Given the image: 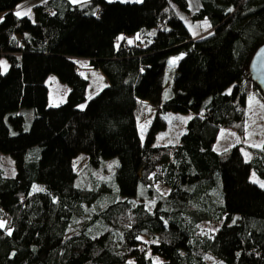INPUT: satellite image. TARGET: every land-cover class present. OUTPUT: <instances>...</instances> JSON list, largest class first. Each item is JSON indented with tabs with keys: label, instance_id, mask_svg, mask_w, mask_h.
Masks as SVG:
<instances>
[{
	"label": "trees",
	"instance_id": "1",
	"mask_svg": "<svg viewBox=\"0 0 264 264\" xmlns=\"http://www.w3.org/2000/svg\"><path fill=\"white\" fill-rule=\"evenodd\" d=\"M20 1L0 0L8 63L0 71V151L14 164L13 176L0 174V264H207V252L224 264H264V188L247 177L251 169L264 176V145L247 162L238 145L213 149L220 128L244 132L249 94L264 101L248 71L264 43V0H199L191 13L187 0H45L17 17ZM175 7L206 17L210 28L169 35L180 22ZM120 33L139 39L116 43ZM74 57L108 82L83 109L88 82ZM172 57L179 59L170 64ZM168 66L174 74L162 99ZM50 74L68 87L54 106ZM139 101L155 107L142 140ZM19 106L34 110L26 130ZM168 111L192 115L176 143L155 145ZM79 154L87 162L75 172ZM114 156L122 199H108L104 183L76 184ZM203 221L219 224L200 233Z\"/></svg>",
	"mask_w": 264,
	"mask_h": 264
},
{
	"label": "rangeland",
	"instance_id": "2",
	"mask_svg": "<svg viewBox=\"0 0 264 264\" xmlns=\"http://www.w3.org/2000/svg\"><path fill=\"white\" fill-rule=\"evenodd\" d=\"M25 1L33 0H22L18 2L15 6V12L20 11L23 13L30 12L31 6H26L23 4ZM120 1H135V0H120ZM35 3L36 0H34ZM82 2V1H81ZM190 13L194 12L199 7V0H187ZM34 4V3H33ZM176 8V7H175ZM14 9V7H13ZM29 11V12H28ZM14 12V13H15ZM190 13L182 12L176 8V14L180 18V22L171 24L168 26L169 35L177 34H186L188 36H197L204 34L210 27H208L209 20L205 17L203 19H191ZM3 12H0V17H2ZM30 14V13H29ZM21 15V16H22ZM207 21V24H205ZM153 32V30L151 31ZM133 35L135 34H123L120 33L117 36L118 43L121 40V37H124L126 41H132ZM174 60V57L170 58V61ZM0 61H7L0 57ZM75 64L79 70V73L82 77L87 80V86L85 89V101L79 104L84 105L86 101L94 96L100 89L108 84L102 73L96 69L86 68V61H78V58H74ZM173 64V63H172ZM4 65H0V71L4 72L6 70ZM174 74L172 66L165 68L163 72L162 87H161V98L165 99L168 97V86ZM45 84L47 86V104L48 106H54L64 100V95L66 93L65 88L66 84L57 80L53 75H48L45 79ZM68 88V87H67ZM231 86L225 89V93L230 92ZM63 97V98H62ZM264 101L259 99L254 93L249 94L245 100V130L242 134H238L232 130L220 128L217 131L215 141L213 143V149L215 151H220L225 148H229L234 145H238L242 154L243 159L247 162L250 161L254 156L253 148H261L264 145ZM155 107L147 103L146 101H139L137 112H136V126L137 132L142 140L144 132L149 121L152 119L154 114ZM15 113H20L24 117V122L22 129L26 130L32 117L34 115V110L31 107L19 106L14 110ZM165 120V126L159 129L154 137L153 144L155 145H167L176 143L179 139V136L185 130V124L189 117L192 115V112H173L168 111L161 114ZM87 158L83 154L77 155L72 161V168L75 172L80 171L86 164ZM117 164V157L103 158L98 167L87 171L84 174H81L75 178L76 184L85 188H92L98 183H104L106 186L105 193L107 194L108 199H122L123 196L118 194L116 183L113 177V170ZM109 165L112 167L109 168ZM0 174L2 176H13L14 174V164L12 157L0 151ZM255 174V175H253ZM248 179L256 183L259 187L261 184H264V176H259L257 173L251 169L248 173ZM41 183H33L31 185V190L41 189ZM264 188V187H261ZM158 191L164 192L166 188L162 186H157ZM132 203L137 202L135 197H130ZM150 207V203H146ZM85 221V219H82ZM218 222H201L198 224V229L200 233L204 232H214L218 227ZM74 230L73 227H70L69 232ZM156 258H153L155 260ZM207 264H224L219 258L213 255L210 252H207L204 256Z\"/></svg>",
	"mask_w": 264,
	"mask_h": 264
},
{
	"label": "water",
	"instance_id": "3",
	"mask_svg": "<svg viewBox=\"0 0 264 264\" xmlns=\"http://www.w3.org/2000/svg\"><path fill=\"white\" fill-rule=\"evenodd\" d=\"M248 71L252 81L258 85L264 95V43L259 45L252 54L248 63Z\"/></svg>",
	"mask_w": 264,
	"mask_h": 264
},
{
	"label": "snow or ice",
	"instance_id": "4",
	"mask_svg": "<svg viewBox=\"0 0 264 264\" xmlns=\"http://www.w3.org/2000/svg\"><path fill=\"white\" fill-rule=\"evenodd\" d=\"M77 2V0H73V3H76ZM137 2H142V0H137ZM229 11H232V9H229ZM15 15L17 16V17H20L21 15H22V13L20 12V11H17V12H15ZM23 15H28V13L27 12H25V13H23ZM3 21V18L2 17H0V22H2ZM205 24H207V21H205ZM208 27H210V25H208ZM121 39H123V37H121ZM137 39H139V36H137ZM132 41H129V43H131ZM175 59H179V58H174V60H172V61H169V63L170 64H172V63H174L175 62ZM0 65H4L5 66V68H6V62H4V61H0ZM82 109L85 107V105H81L80 106ZM262 107H264V106H262ZM112 166L111 165H109V168H111ZM253 175H255V174H253ZM261 187H264V184H261L260 185ZM36 190H42V189H36ZM5 227V222L4 221H0V228H4ZM9 234H11V232H9ZM129 264H133V262L132 261H129Z\"/></svg>",
	"mask_w": 264,
	"mask_h": 264
},
{
	"label": "crops",
	"instance_id": "5",
	"mask_svg": "<svg viewBox=\"0 0 264 264\" xmlns=\"http://www.w3.org/2000/svg\"><path fill=\"white\" fill-rule=\"evenodd\" d=\"M43 1H45V0H36V2L37 3H40V2H43ZM70 3H73V0H68ZM81 1H85V0H77V2L76 3H78V2H81ZM37 4V3H35L34 2V0L33 1H25V2H23V4H25L26 6L28 5V7H29V5L31 6H33L34 4ZM17 6V5H16ZM16 6H14V9H13V12H15L14 10H15V7ZM31 6V7H32ZM30 8V7H29ZM30 10H31V8H30ZM29 12V11H28ZM30 13V12H29ZM28 13V14H29ZM148 27H151V25H148ZM187 37H192V36H188V35H186ZM133 37V39L132 40H135V39H137V35L135 34V35H133L132 36ZM74 58H78V61H84L85 59L84 58H79V57H74ZM74 58H73V60H74ZM175 58V57H174ZM175 61H176V59H175ZM175 63V62H174ZM78 72H79V70H78ZM65 90H66V92L68 91V88L66 87L65 88ZM47 92H48V89H47ZM66 94V93H65ZM64 97H65V95H64ZM63 98V97H62ZM79 106V105H78Z\"/></svg>",
	"mask_w": 264,
	"mask_h": 264
},
{
	"label": "built area",
	"instance_id": "6",
	"mask_svg": "<svg viewBox=\"0 0 264 264\" xmlns=\"http://www.w3.org/2000/svg\"><path fill=\"white\" fill-rule=\"evenodd\" d=\"M47 11H48V10H47ZM96 13H97V14H99V13H100V11H99V10H96Z\"/></svg>",
	"mask_w": 264,
	"mask_h": 264
}]
</instances>
